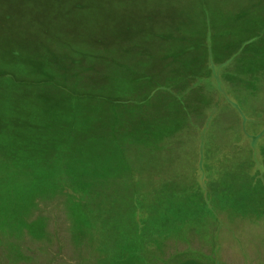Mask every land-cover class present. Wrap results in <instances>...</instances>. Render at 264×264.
I'll list each match as a JSON object with an SVG mask.
<instances>
[{"label":"rangeland","instance_id":"rangeland-1","mask_svg":"<svg viewBox=\"0 0 264 264\" xmlns=\"http://www.w3.org/2000/svg\"><path fill=\"white\" fill-rule=\"evenodd\" d=\"M56 1L0 0V71L21 69L15 61L19 42L30 32L46 33L72 52L84 45L77 42L71 49L75 38L55 31L51 4ZM125 3L142 12L182 11L189 20L188 40L198 47L205 34L202 11L220 22L238 4L244 9L252 3L264 13V0ZM90 51L95 55L87 60L99 63L100 48ZM110 52L120 53L118 61L128 64H111L110 72L126 79L120 83L125 97L114 96V102L127 106L116 114L119 120L108 135L96 139L89 153L82 150L95 166L75 170L72 159L80 157L61 152L18 153L6 144L0 122V264H264L263 252L255 255L252 249L254 233L264 234V223L257 224L258 217L264 219V135L253 145L249 136L246 146L239 143V121H247L250 136L264 126L258 118L263 116L264 65L223 70L212 65L211 74L206 64H139L133 50ZM198 72L208 86H191ZM168 82L178 93L188 82L190 89L181 101L165 94L148 97L151 88ZM28 85L32 82L20 89L0 86V117L11 99H24L28 92L22 87ZM216 90L236 101L240 112L225 106L212 113ZM74 138L59 139L71 143Z\"/></svg>","mask_w":264,"mask_h":264},{"label":"crops","instance_id":"crops-1","mask_svg":"<svg viewBox=\"0 0 264 264\" xmlns=\"http://www.w3.org/2000/svg\"><path fill=\"white\" fill-rule=\"evenodd\" d=\"M125 1L57 0L52 3L57 14L53 18L55 31L75 38L71 40V49L75 43L84 42L73 52L46 33L30 32L28 39L19 42L21 51L15 61L21 69L7 66L0 71L1 87L20 89L23 83L32 82V85L22 87L28 92L22 96L24 99H11V105L0 117L3 120L0 122L5 123V142L13 150L41 154L46 142L62 144L59 138L64 136L90 139L110 133L111 125L119 119L116 114L121 116L122 109L127 106L114 102V96L125 97V89L117 85L118 77L110 75L111 64L127 62L118 61L122 58L120 53L117 56L110 50H133L137 63L149 65L214 64L222 65L221 70L227 65H264V13L253 9L252 3L250 8L244 9L240 4L236 5L231 16L221 17V22L202 11V33L205 34L198 47L188 40L189 20H185L182 11L156 9L142 12L139 6L136 8L135 4ZM43 7L51 16L49 8ZM80 33L87 34V39L79 36ZM82 48H89L86 54L79 52ZM93 48H100L99 63L98 60L96 63L87 60V55L94 57L90 51ZM154 49H165L166 53L159 56L152 51ZM192 50L196 51L191 53ZM219 75L221 77V72ZM169 82L165 87L158 84L151 88L148 97L165 94L175 101H179V96L182 100L183 95H177L178 90H174ZM188 87L190 82L185 89ZM215 96L212 113L225 106L232 108L223 93L216 90ZM137 107L141 108L140 103ZM261 110L263 116L258 118L264 120V106ZM246 122L244 127L248 131ZM241 123L239 121L240 128ZM202 132L203 128L199 131L200 139ZM263 223L264 219L258 217L257 224ZM253 236L254 254L261 251L264 255V234L254 233Z\"/></svg>","mask_w":264,"mask_h":264},{"label":"trees","instance_id":"trees-1","mask_svg":"<svg viewBox=\"0 0 264 264\" xmlns=\"http://www.w3.org/2000/svg\"><path fill=\"white\" fill-rule=\"evenodd\" d=\"M119 65H122V66H127L128 64L125 63V64H119ZM118 64H116L115 66H119ZM149 65V64H148ZM209 66V71L211 72L212 74V68L214 64H206ZM110 72H111V66H110ZM199 75H197L196 79L194 80L193 83H191V86L192 87H196V86H205L207 85V82H205L202 77H203V73L202 72H198ZM111 75V73H110ZM114 74H112L111 76H113ZM209 75V74H208ZM115 77H118V81H116L117 85L119 84V87L121 86L120 83L122 82V84L126 81V79L124 78L123 76V79L119 76H115ZM136 78V77H135ZM138 78V77H137ZM100 83V81H98ZM208 86V85H207ZM162 87H165V86H162ZM190 87H188V89H184L182 90L181 92H179L177 95H182L183 93H185L187 90H189ZM218 89V88H217ZM219 93H223L222 90H219ZM146 100H148V98H145ZM179 101H181V98L180 96L178 97ZM229 104H231V106L236 109L238 112L239 111V107L237 106V104L233 101H230L229 100ZM119 120V119H118ZM116 120V121H118ZM245 122V121H244ZM244 122L241 123V136L242 138L239 139V143H240V146H246L247 144L244 142V138L246 137H250L252 139L251 141V145H253V143L255 142V140L261 136L264 135V126L262 128V131L257 134V135H254V136H250V135H247V131L244 127ZM72 135L70 136H65L67 138H70ZM101 138H104L102 136H98L94 139H89V138H82V139H78V138H74L71 143H62V144H56L54 143V145H50L48 144L49 142H46L47 145L44 146L43 148V151L41 152V155H44L45 152L49 155H53V154H63L65 153V155H67L68 157L71 155L72 157L73 156H79L80 159L79 160H74L72 159L73 161L77 162V166L74 167L73 169L75 170H83V169H89V167H93L95 166V164H88V162L91 160V157H89V155L85 158L84 154L82 153V150H86L88 153L90 152L89 148L90 146H93L92 144L96 143V139H101ZM97 145V143H96ZM53 146V147H52ZM97 149V147H96ZM96 149H93L92 152L96 151ZM84 158V161L82 163H80L81 161V158ZM70 158V157H69ZM57 159V157H56ZM71 160V161H72Z\"/></svg>","mask_w":264,"mask_h":264}]
</instances>
